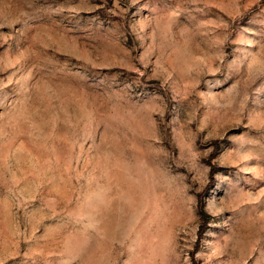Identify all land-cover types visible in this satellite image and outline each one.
Returning <instances> with one entry per match:
<instances>
[{"label": "rangeland", "instance_id": "rangeland-1", "mask_svg": "<svg viewBox=\"0 0 264 264\" xmlns=\"http://www.w3.org/2000/svg\"><path fill=\"white\" fill-rule=\"evenodd\" d=\"M0 264H264V0H0Z\"/></svg>", "mask_w": 264, "mask_h": 264}]
</instances>
